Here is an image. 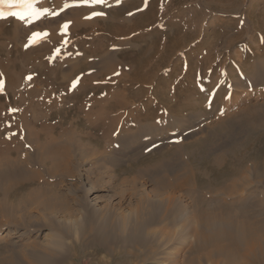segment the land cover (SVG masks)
I'll use <instances>...</instances> for the list:
<instances>
[{"label":"rangeland","instance_id":"1","mask_svg":"<svg viewBox=\"0 0 264 264\" xmlns=\"http://www.w3.org/2000/svg\"><path fill=\"white\" fill-rule=\"evenodd\" d=\"M129 1L134 7L116 13ZM34 7L48 11L23 21L0 18V151L7 145L18 148L0 155V186L26 180L34 171L40 175L8 198L9 220L0 211V264H45L50 235L63 242V253L73 241H93L84 215L119 222L123 215L134 220L148 213L156 217L153 226L170 222L163 256L179 263L183 235L195 224L196 194L173 189L168 181L182 177L191 148L187 144L202 138L211 159L227 155L238 143L255 141L253 134H245L238 115L253 105L264 117V0H34ZM92 12L104 15L86 18ZM142 13L147 18L138 24ZM114 21L127 29L109 34L106 24ZM65 22L68 27L61 31ZM33 32L47 36L30 44ZM97 44L98 53L83 55ZM142 52L148 57L144 70L156 68L148 82L131 78L134 59ZM80 64L85 67L73 71ZM90 85L81 100L75 98ZM152 86L162 94L182 93L190 86L204 93L196 109L163 112L158 102L160 112L143 118L132 108L153 95L147 88ZM139 87L148 92L130 100ZM118 91L129 98L120 115L136 121L116 125L106 138L100 127L104 116L93 120L99 106H91L92 99ZM79 101L87 106L79 109ZM220 121L228 122V128H218ZM57 148L64 155L57 156L55 166L48 159L42 164ZM252 157L244 176L264 192V178L254 173L257 158ZM82 258L76 263L83 264ZM87 258L96 264L105 254L100 249Z\"/></svg>","mask_w":264,"mask_h":264},{"label":"bare ground","instance_id":"2","mask_svg":"<svg viewBox=\"0 0 264 264\" xmlns=\"http://www.w3.org/2000/svg\"><path fill=\"white\" fill-rule=\"evenodd\" d=\"M128 7H134V2H126L116 13L119 14ZM116 16L114 14V20H116ZM145 16L144 13L139 14L137 23L140 24L141 18H147ZM109 22L105 28L109 34H120L127 29L124 26H118L115 21L114 24ZM13 32H18V28L15 27ZM102 37H97L95 40L104 41ZM79 44L81 45V41ZM174 44L176 43L174 42ZM98 51L99 45L97 44L86 48L83 55L92 56ZM139 54L134 59L130 72L131 78L139 82H148L151 77L156 75V68L153 65L144 70L145 60H148V57L146 52H142L140 56ZM83 67L85 64H80L73 71ZM104 86L102 84L100 88H104ZM145 88L139 87L130 96L118 91L108 94L103 100L96 97L92 99L91 106H99L93 120L104 116L100 123L104 137L110 138L109 131L118 124L122 128L129 122L135 123L136 120L133 117L124 118L120 113L125 109L129 98H131L130 100H140L148 92ZM147 88L153 95L145 96L139 106L132 108L133 112H139L143 118L150 117L152 112L153 114L160 112L158 102L163 104V112L196 109L200 103L198 99L204 93L202 90L196 89L195 86H190L182 93L171 94H162L157 87ZM91 90V85L83 86L80 90L83 92L76 93L75 98L80 99ZM151 102L156 103L150 106ZM42 105L43 103L40 104V106ZM86 106L87 104L83 101L78 102L79 109H84ZM243 111L238 117L240 120L242 119V128L245 134L250 133L249 136L253 134L255 141L264 139V117L260 115L257 107L248 105ZM228 126L226 121L217 122L218 128H228ZM253 142L249 145L238 143L228 151L227 155H220L212 159L204 139L195 138L187 144L191 148L188 151L189 161L184 163L186 166H183L182 177L178 176L168 181L169 186L173 189L196 194L193 198L195 201L192 210L195 224L190 232L183 235L182 260L177 264H201L203 259L208 260L209 264H218L219 261L221 264H264V192L256 189L253 182L244 176L246 163L250 157L255 156L257 159L253 163L254 173L258 177L264 178V144L254 147ZM17 149L11 145L4 146L0 155L12 154L17 152ZM58 155H64V152L59 148L55 149L54 155L42 158V164L44 160L48 159L53 161L52 166L54 167ZM39 177V173L34 171L26 180H17L0 186V211L4 213L5 220L11 218V215L6 211L8 198L16 196L17 189L23 184ZM69 208L65 206L63 209L70 213ZM140 210L142 211V209ZM155 218L150 213L145 217L134 218V220L123 215L121 221L118 222L102 218L92 220L84 215L82 219L84 222H88L87 231L92 234L94 240L88 243L73 241L70 249L68 247V250L63 253V242L58 237L56 239L55 235H50L44 246L45 264H77L76 262L80 261L82 257H85L82 258L83 264H90L87 256L96 255L100 249L104 251L105 258L97 259L96 264H176V260L172 263L173 260L166 261V257L163 256L168 248L170 232H172L167 227L170 222L153 226ZM108 237L113 239L114 243L111 240L107 241ZM103 240L106 241V245Z\"/></svg>","mask_w":264,"mask_h":264},{"label":"snow or ice","instance_id":"3","mask_svg":"<svg viewBox=\"0 0 264 264\" xmlns=\"http://www.w3.org/2000/svg\"><path fill=\"white\" fill-rule=\"evenodd\" d=\"M81 3L83 4H103L105 0H80ZM119 2V0H117ZM7 7L9 9L15 8L17 11H4L3 8ZM64 7H68L67 4L64 5ZM47 9H44L43 11L37 9L34 7V0H0V18H4L6 16H14L18 17L21 21L25 20V17H31V18H37L40 15H42L44 12H47ZM51 15H56L55 12L51 13ZM104 15V13L101 12H92L89 17L86 18H91L95 16H100ZM69 22H65L61 26V31H65L68 27ZM47 36V33H40V32H33L32 35L29 37V43H36L37 37H43ZM28 45H25L27 47ZM77 81H73V86ZM3 82L0 81V85H2Z\"/></svg>","mask_w":264,"mask_h":264}]
</instances>
